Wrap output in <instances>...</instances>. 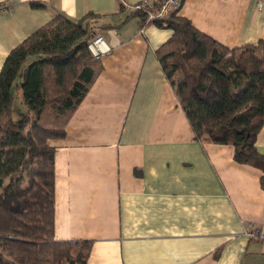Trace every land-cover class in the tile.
<instances>
[{
	"label": "crops",
	"instance_id": "obj_1",
	"mask_svg": "<svg viewBox=\"0 0 264 264\" xmlns=\"http://www.w3.org/2000/svg\"><path fill=\"white\" fill-rule=\"evenodd\" d=\"M38 1L45 8H32ZM143 0H0V72L57 14L95 26L110 51L55 147V239L91 243L88 264H264L263 171L203 142L161 67L173 35L140 27ZM179 16L229 49L264 43V0H184ZM264 154V125L257 137Z\"/></svg>",
	"mask_w": 264,
	"mask_h": 264
},
{
	"label": "trees",
	"instance_id": "obj_2",
	"mask_svg": "<svg viewBox=\"0 0 264 264\" xmlns=\"http://www.w3.org/2000/svg\"><path fill=\"white\" fill-rule=\"evenodd\" d=\"M164 1L134 16L142 29L173 32L157 57L195 139L233 146L238 163L263 171L264 189V154L256 146L264 125V43L229 49L179 16L181 7L148 22ZM99 17L57 14L9 53L0 72V264H88L91 243L55 239L56 149L49 142L66 137L103 71L89 48Z\"/></svg>",
	"mask_w": 264,
	"mask_h": 264
},
{
	"label": "built area",
	"instance_id": "obj_3",
	"mask_svg": "<svg viewBox=\"0 0 264 264\" xmlns=\"http://www.w3.org/2000/svg\"><path fill=\"white\" fill-rule=\"evenodd\" d=\"M158 0H143L136 6L128 7L129 10L137 12L145 9L148 6L153 5ZM183 3V0H165L164 3L155 12L148 14L147 21H153L156 19H166L173 11L178 10ZM90 51L96 58H102L110 51V48L106 45L104 37L97 36L89 46ZM245 236L250 239L264 244V224L259 227L248 226L245 232Z\"/></svg>",
	"mask_w": 264,
	"mask_h": 264
},
{
	"label": "rangeland",
	"instance_id": "obj_4",
	"mask_svg": "<svg viewBox=\"0 0 264 264\" xmlns=\"http://www.w3.org/2000/svg\"><path fill=\"white\" fill-rule=\"evenodd\" d=\"M183 4V3H182ZM182 6V5H181ZM14 93L16 94L17 93V89H16V87H15V89H14ZM17 105H18V102L16 103ZM18 114H20V113H23V111L21 110V107H20V105H18Z\"/></svg>",
	"mask_w": 264,
	"mask_h": 264
}]
</instances>
